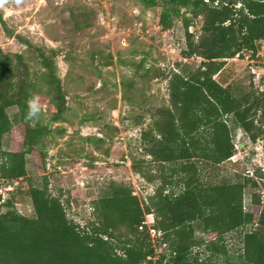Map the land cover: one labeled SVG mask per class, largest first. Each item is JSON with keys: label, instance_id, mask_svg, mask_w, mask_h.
<instances>
[{"label": "trees", "instance_id": "1", "mask_svg": "<svg viewBox=\"0 0 264 264\" xmlns=\"http://www.w3.org/2000/svg\"><path fill=\"white\" fill-rule=\"evenodd\" d=\"M152 5L154 0H142ZM191 6L202 16L195 39L184 26L181 61L161 76L167 83L168 104L148 110L152 123L140 132V151L147 167L133 171L148 183L157 182L141 201L131 186L109 181L91 201V219L83 226L69 219L46 175L41 137L46 126H30L32 116L25 84L13 90L9 68L0 56V181L28 182L31 216L20 214L13 197L0 193V264H214L229 258L224 236L240 234L237 264H264V89L241 87L225 75L227 61L244 51H256L264 41V0H168ZM7 36H13L0 16ZM162 30L170 21L161 17ZM15 38L31 50L55 90L53 120L62 118L66 101L56 75L53 49ZM194 58L201 61L196 65ZM16 65L27 76L20 54ZM17 109L16 124L7 110ZM250 143L263 141V167L251 176L234 174L211 182L210 169L235 155V132ZM9 135V146L2 141ZM36 158L39 178L27 177L26 156ZM22 186L20 185L19 188ZM18 188V190H19ZM249 190L248 209L243 198ZM151 215V227L145 217ZM150 231L158 234L153 240ZM199 232L204 237L197 239ZM204 247L210 256L202 258Z\"/></svg>", "mask_w": 264, "mask_h": 264}, {"label": "rangeland", "instance_id": "2", "mask_svg": "<svg viewBox=\"0 0 264 264\" xmlns=\"http://www.w3.org/2000/svg\"><path fill=\"white\" fill-rule=\"evenodd\" d=\"M0 16L13 35L7 36L0 25V56L9 68L13 90L24 83L28 103H36L27 123L50 131L38 147L46 153L49 187L61 197L68 218L81 226L87 223L91 201L109 181L131 186L145 201L158 183L146 182L132 169L134 164L147 167L149 161L140 151V132L152 123L148 110L168 104L167 83L161 75L182 60L184 26L195 39L200 36L199 12L168 0H154L152 5L142 0H0ZM162 16L170 21L168 30L161 28ZM15 35L55 51L56 75L66 101L61 119L53 120L55 90L45 70ZM256 45L255 52L244 50L228 60L225 75L228 81L259 92L264 89V41ZM17 54L27 66L26 77L16 65ZM193 61L197 65L201 59ZM7 113L16 124L17 109L11 107ZM9 138L4 136L3 149L8 148ZM234 143L235 155L206 172L211 182L234 174L252 177L263 167V141L252 144L237 130ZM26 169L27 177L39 178L35 157L26 156ZM154 170L153 165L146 168L149 173ZM27 185L25 180L0 181V193L13 197L20 214L31 216ZM259 189L264 196V178ZM249 193H244L245 210ZM145 220L151 227L153 217L147 215ZM243 231L224 236L229 258L227 262L224 257L215 258L214 264H237ZM150 233L156 240L158 234ZM195 236L204 237L199 232ZM199 252L202 258L210 256L204 247Z\"/></svg>", "mask_w": 264, "mask_h": 264}, {"label": "clouds", "instance_id": "3", "mask_svg": "<svg viewBox=\"0 0 264 264\" xmlns=\"http://www.w3.org/2000/svg\"><path fill=\"white\" fill-rule=\"evenodd\" d=\"M36 108H37V106H36L35 101L34 100L29 101V109H30L31 114H33V115L35 114Z\"/></svg>", "mask_w": 264, "mask_h": 264}]
</instances>
